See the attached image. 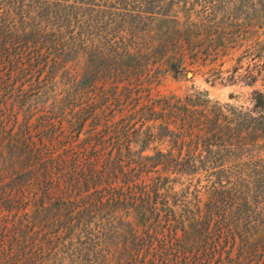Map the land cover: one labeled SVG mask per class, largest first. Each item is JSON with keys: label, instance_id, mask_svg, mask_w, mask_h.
Returning a JSON list of instances; mask_svg holds the SVG:
<instances>
[{"label": "trees", "instance_id": "16d2710c", "mask_svg": "<svg viewBox=\"0 0 264 264\" xmlns=\"http://www.w3.org/2000/svg\"><path fill=\"white\" fill-rule=\"evenodd\" d=\"M0 264H264V0H0Z\"/></svg>", "mask_w": 264, "mask_h": 264}, {"label": "rangeland", "instance_id": "374dc122", "mask_svg": "<svg viewBox=\"0 0 264 264\" xmlns=\"http://www.w3.org/2000/svg\"><path fill=\"white\" fill-rule=\"evenodd\" d=\"M249 6V5H247ZM242 54V50H233L227 56L219 59L216 63L208 66H197L189 64L187 69L180 75L174 77L167 74L160 83L151 85V93L154 97L164 95L184 96L194 88L207 89L212 98L221 102H230L234 105L249 106L251 103V94L254 87L245 85L242 82L210 84L205 81V77L215 71H221L224 78H230L233 73L236 59ZM246 66V65H245ZM212 68V69H211ZM241 69L239 73H243ZM215 75V74H214Z\"/></svg>", "mask_w": 264, "mask_h": 264}]
</instances>
